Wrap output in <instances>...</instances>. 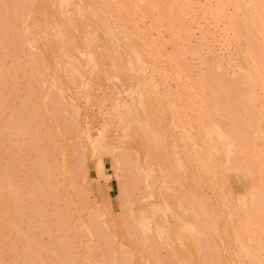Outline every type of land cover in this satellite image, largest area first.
<instances>
[{
	"label": "rangeland",
	"instance_id": "rangeland-1",
	"mask_svg": "<svg viewBox=\"0 0 264 264\" xmlns=\"http://www.w3.org/2000/svg\"><path fill=\"white\" fill-rule=\"evenodd\" d=\"M259 19L264 0H0V264H264Z\"/></svg>",
	"mask_w": 264,
	"mask_h": 264
},
{
	"label": "bare ground",
	"instance_id": "bare-ground-1",
	"mask_svg": "<svg viewBox=\"0 0 264 264\" xmlns=\"http://www.w3.org/2000/svg\"><path fill=\"white\" fill-rule=\"evenodd\" d=\"M72 1H73V0H72ZM169 1H170V0H169ZM249 1H250V0H249ZM28 2H29V0H28ZM104 2H105V1H104ZM242 2H243V1H242ZM251 2H252V4L257 3V1H255V3H253V1H251ZM258 2H259V1H258ZM84 3H86V2H84ZM84 3H83V4H84ZM123 3H124V2H123ZM126 3H129V1L126 2ZM30 4H31V2H30ZM111 4H112V3H111ZM129 4H130V3H129ZM129 4H127V5L129 6ZM232 4H233V3H232ZM31 5H32V4H31ZM31 5H29V6H31ZM84 5H85V4H84ZM119 5H120V4H119ZM119 5H118V6H119ZM234 5H235V4H234ZM250 6H251V5H250ZM255 6H256V5H255ZM259 6H260V4H259ZM131 7H132V5H131ZM133 7H134V6H133ZM133 7H132V8H133ZM253 7H254V6H253ZM119 8H120V6H119ZM125 8H126V7H125ZM132 8H131V9H132ZM135 8H136V7H135ZM135 8H133V9H135ZM170 8H171V7H170ZM245 8H246V6H245ZM114 9H115V8H114ZM116 9H117V8H116ZM120 9H121V8H120ZM136 9H137V8H136ZM176 9H177V8H176ZM185 9H186V8H185ZM254 9H256V8H254ZM124 10H125V9H124ZM248 10H249V9H248ZM248 10H247V11H248ZM29 11H30V10H29ZM39 11H40V10H39ZM114 11H115V10H114ZM118 11H119V10H118ZM126 11H127V10H126ZM128 11H129V9H128ZM134 11H135V10H134ZM180 11H181V10H180ZM236 11H237V10H236ZM254 11H255V10H254ZM75 12H76V11H75ZM87 12H88V11H87ZM123 12H124V11H123ZM237 12H238V11H237ZM117 13H118V12H117ZM134 13H135V12H134ZM178 13H180V12H178ZM242 13H243V12H242ZM119 14H123V13L121 12V13H119ZM132 14H133V13H132ZM181 14H182V13H181ZM216 14H217V13H216ZM256 14H257V13H256ZM177 15H178V14H177ZM179 15H180V14H179ZM260 15H262V13H261ZM105 16H106V15H105ZM114 16H115V15H114ZM130 16H131V14H130ZM130 16H128V18H129ZM183 16H185V15H183ZM262 16H263V15H262ZM140 17H141V15H140ZM174 17H176V15H175ZM218 17H219V16H218ZM258 17H259V16H258ZM105 18H106V17H105ZM177 18H179V17H177ZM181 18H182V17H181ZM109 19H110V18H109ZM232 19H233V18H232ZM261 19H262V18H261ZM261 19H259V20H260V23L263 25L262 27L264 28V22H263ZM136 20H137V19H136ZM177 20H178V19H177ZM179 20H180V19H179ZM110 21H111V20H110ZM234 21H235V20H234ZM85 22H86V21H85ZM111 22H112V21H111ZM177 22H178V21H177ZM221 22H222V21H221ZM245 22H246V20H245ZM262 22H263V23H262ZM128 23H129V22H128ZM136 23H137V22H136ZM242 24H243V23H242ZM94 25H95V24H94ZM135 25H136V24H135ZM252 25H253V24H252ZM259 26H260V24H259ZM132 27H133V26L131 25V29H132ZM135 27H137V26H135ZM233 27H234V26H233ZM253 27H254V30H255V26H253ZM238 28H239V27H238ZM258 29H259V28H258ZM231 30H232V29H231ZM131 31H132V30H131ZM146 31H147V30H146ZM232 31H233V30H232ZM20 33H21V32H20ZM129 33H130V32H129ZM134 33H135V32H134ZM148 33H149V32H148ZM253 33H254V32H253ZM253 33H252V35H253ZM236 34H237V33H236ZM124 35H125V34H124ZM132 35H133V34H132ZM141 35H142V34H141ZM146 35H147V34H146ZM146 35H145V36H146ZM239 35H240V34H239ZM135 36H136V35H135ZM124 37H125V36H124ZM133 37H134V35H133ZM251 37H252V36H251ZM139 38H140V35H139ZM143 38H144V37H143ZM127 39H129V38H127ZM142 40H143V39H142ZM258 40H259V39H258ZM140 41H141V40H140ZM147 41H148V40H147ZM151 41H152V40H151ZM151 41H150V42H151ZM252 41H253V40H252ZM252 41H251L250 43H252ZM13 42H14V41H13ZM255 42H256V41H255ZM151 44H152V43H151ZM239 44H240V43H239ZM139 45H140V43H139ZM152 45H153V44H152ZM152 45H151V46H152ZM101 46H102V45H101ZM143 46H144V45H143ZM255 46H256V45L254 44V47H255ZM146 47H148V46L146 45ZM131 48H133V47H131ZM133 49H134V48H133ZM145 49H146V48H145ZM255 49H256V48H255ZM127 50H128V49H127ZM143 50H144V49H143ZM150 50H152V49H150ZM133 51H135V50H133ZM144 51H145V50H144ZM106 52H107V51H106ZM160 52H161V51H160ZM160 52L157 51V53H160ZM107 53H108V52H107ZM129 53H131V52H129ZM112 54H113V53H112ZM114 54H115V53H114ZM131 54H132V53H131ZM149 54H150V53H149ZM257 54H258V53H257ZM260 54H261V53H260ZM132 55H133V54H132ZM150 55H151V54H150ZM258 55H259V54H258ZM258 55H257V56H258ZM102 56H103V55H102ZM108 56H109V55H108ZM130 56H131V55H130ZM134 56H135V55H134ZM134 56H133V57H134ZM143 56H144V55H143ZM145 56H147V55H145ZM250 56H251V55H250ZM252 56H253V55H252ZM131 57H132V56H131ZM131 57H130V59H131ZM138 57H139V56H138ZM255 57H256V56H255ZM110 58H111V55H110ZM134 58H135V57H134ZM248 58H249V57H248ZM132 59H133V58H132ZM138 59H139V58H138ZM249 60H250V58H249ZM132 61H133V60H132ZM135 61H136V59H135ZM250 62H251V61H250ZM107 63H108V62H107ZM133 63H134V61L132 62V64H133ZM153 63H155V62H153ZM251 63H252V62H251ZM256 63H257V61H256ZM121 64H122V63H121ZM134 64H135V63H134ZM143 64H144V63H143ZM150 64H151V63H150ZM257 64H258V63H257ZM137 65H138V63H137ZM153 65H154V64H153ZM156 65H157V64H156ZM174 65H176V64H174ZM247 65H248V64H247ZM123 66H124V65H123ZM140 66H141V65H140ZM147 66H148V65H147ZM171 66H172V65H171ZM253 66H254V65H253ZM150 67H151V66H150ZM96 68H97V67H96ZM133 69L135 70L136 68H133ZM170 69H171V68H170ZM176 69H177V68H176ZM179 69H180V68H179ZM261 69H263V68L261 67ZM137 70H138V69H137ZM152 70H153V69H152ZM135 71H136V70H135ZM179 71H180V70H179ZM253 71H254V70H253ZM255 71H256V70H255ZM156 72H158V71L156 70ZM262 72H263V71H262ZM262 72H260V73H262ZM167 73H168V71H167ZM181 73H183V72H181ZM150 74H151V73H150ZM170 74H171V73H170ZM247 74L249 75V73H247ZM34 76H35V75H34ZM169 76H170V75H169ZM171 77H172V76H171ZM175 78H176V77H175ZM239 79H240V78H239ZM241 79H242V78H241ZM53 80H54V79H53ZM179 81H180V80H179ZM235 81H236V80H235ZM245 81H246V80H245ZM236 82H238V81H236ZM178 83H179V82H178ZM180 83H182V82L180 81ZM245 83H247V82H245ZM176 84H177V83H176ZM176 84H175V85H176ZM199 84H200V83H199ZM233 84H234V83H233ZM237 84H238V83H237ZM237 84H236V86H237ZM243 84H244V83H243ZM258 84H259V83H258ZM204 85H205V84H204ZM208 85H209V83H208ZM211 85H212V84H211ZM216 85H217V84H216ZM223 85H224V83H223ZM223 85H222V86H223ZM234 85H235V84H234ZM239 85H240V84H239ZM224 86H225V85H224ZM245 86H246V85H245ZM212 87H213V86H212ZM229 87H230V86H229ZM242 87H243V86H242ZM183 88H184V87H183ZM213 88H214V87H213ZM217 88H218V87H217ZM225 88H226V86H225ZM231 88H232V87H231ZM240 88H241V87H240ZM249 88H250V87H249ZM191 89H192V88H191ZM200 89H201V88H200ZM206 89H207V88H206ZM229 89H230V88H229ZM229 89H228V90H229ZM244 89H245V88H244ZM223 90H224V89H223ZM230 90H231V89H230ZM240 90H241V89H240ZM245 90H246V89H245ZM211 91H212V90H211ZM213 91H214V90H213ZM216 91H217V90H216ZM219 91H220V90H219ZM224 91H225V90H224ZM226 91H227V90H226ZM226 91H225V92H226ZM221 92H222V91H221ZM231 92H232V91H231ZM223 93H224V92H223ZM223 93H222V94H223ZM236 93H237V92H236ZM236 93H235V94H236ZM247 93H248V92H247ZM191 94L193 95V93H191ZM196 94H197V93H196ZM245 94H246V93H245ZM255 94H256V93H255ZM220 95H221V94H220ZM230 95H231V94H230ZM242 95H243V94H242ZM252 95H253V94H252ZM62 96H63V95H62ZM183 96H184V95H183ZM224 96H225V95H224ZM224 96H223V97H224ZM231 96H233V95H231ZM231 96H230L229 98H232ZM235 96H236V95H235ZM184 97H185V96H184ZM187 97H188V96H187ZM192 97H193V96H192ZM180 98H181V97H180ZM180 98H179V99H180ZM207 98H209V97H207ZM241 98H242V97H241ZM254 98H255V97H254ZM198 99H199V98H198ZM209 99H210V98H209ZM223 99H224V98H223ZM225 99H226V98H225ZM242 99H243V98H242ZM238 100H239V99H238ZM196 101H197V100H196ZM200 101H201V100H200ZM202 101H203V99H202ZM207 101H208V99H207ZM225 101H226V100H225ZM240 101H241V100H240ZM181 102H182V101H181ZM183 102H184V101H183ZM215 102H216V100H215ZM215 102H214V103H215ZM189 103H190V102H189ZM196 103H197V102H196ZM220 103H221V102H220ZM220 103L218 102V103H217V106H218V104H220ZM226 103H227V102H225V104H226ZM229 103H230V102H229ZM242 103H243V102H242ZM191 104H192V103H191ZM194 104H195V103H194ZM203 104H204V103H203ZM203 104H202V105H203ZM215 104H216V103H215ZM225 104H224V105H225ZM239 104H240V103H239ZM239 104H238V105H239ZM187 105H188V104H187ZM189 105H190V104H189ZM195 105H196V104H195ZM200 105H201V104H200ZM200 105H198V106L201 107ZM224 105H223V106H224ZM227 105L230 106L231 104H228V103H227ZM242 105H243V104H242ZM254 105H255V104H254ZM254 105H253V106H254ZM256 105H257V104H256ZM204 106H205V105H204ZM208 106H209V105H208ZM208 106H207V107H208ZM210 106H211V105H210ZM221 106H222V105H221ZM223 106H222V107H223ZM233 106H234V104H233ZM235 106H236V105H235ZM212 107H213V106H212ZM212 107H211V108H212ZM247 107H248V106H247ZM251 107H252V106H250V109H251ZM187 108H188V107H187ZM202 108H203V107H202ZM208 108H209V107H208ZM227 109H228V111H229V108H228V107H227ZM248 109H249V108H248ZM182 110H183V108H182ZM204 110H205V109H204ZM211 110H212V109H211ZM237 110H238V109H237ZM251 110H252V109H251ZM253 110H254V109H253ZM255 110H256V109H255ZM193 111H194V110H193ZM195 111H196V110H195ZM224 111H225V110H224ZM232 111H233V110H232ZM238 111H239V110H238ZM238 111H237V112H238ZM244 111H245V110H244ZM248 111H249V110H248ZM200 112H201V110H200ZM206 112H207V111H206ZM234 112H235V111H234ZM234 112H233V113H234ZM213 113H214V112H213ZM235 113H236V112H235ZM244 113H245V112H244ZM244 113H243V115H244ZM248 113H249V112H248ZM251 113H252V112H251ZM251 113H250V114H251ZM210 114H212V112H210ZM219 114H220V113H219ZM231 114H232V113H231ZM253 115H255V114H253ZM210 116H212V115H210ZM214 116H215V114H214ZM222 116H223V115H222ZM224 116H227V115L225 114ZM224 116H223V117H224ZM229 116H230V115H229ZM235 116H236V115H235ZM238 116H239V115H238ZM241 116H242V115H241ZM246 116H247V115H246ZM253 117H254V116H253ZM234 118H235V117H234ZM210 119H211V118H210ZM244 119H245V118H244ZM200 120H201V119H200ZM228 120H229V119H228ZM237 120H238V119H237ZM197 121H198V120H197ZM215 121H218V119L215 120ZM220 121H221V120H220ZM222 121H223V119H222ZM233 121H234V120H233ZM247 121H248V120H247ZM25 122H26V121H25ZM224 122H225V121H224ZM230 122H231V121H230ZM230 122H229V123H230ZM235 122H236V121H235ZM225 123H226V122H225ZM225 123H222V122H221V125H219V127H220V126H225ZM231 123H232V122H231ZM244 123H245V122H244ZM17 124H18V123H17ZM219 124H220V123H219ZM222 124H224V125H222ZM235 124H236V123H235ZM239 124H241V123H239ZM190 125H191V124H190ZM230 125H231V124H230ZM241 125H242V124H241ZM250 125H252V127H253L254 124H250ZM226 126H227V125H226ZM234 126H235V125H234ZM239 126H240V125H239ZM248 126H249V124H248ZM14 127H15V126H14ZM245 127H246V126H245ZM234 128H235V129L238 128V130L240 129V127H234ZM255 128H257V127L255 126ZM14 129H15V128H14ZM16 129H17V128H16ZM220 129H221V128H220ZM241 129H242V128H241ZM243 129H244V128H243ZM243 129H242V130H243ZM260 129H261V128H260ZM19 130H20V129H19ZM224 130H225V129H224ZM236 130H237V129H236ZM211 131H212V130H211ZM222 131H223V130H222ZM231 131H233V130H231ZM234 131H235V130H234ZM239 131H240V130H239ZM259 131H260V130H259ZM12 132H13V131H12ZM225 132H227V131H225ZM235 133H236V132H235ZM235 133H234V134H235ZM240 133H241V131H240ZM229 134H231V133H229ZM236 134H237V133H236ZM257 134H259V133H257ZM208 135H209V133H208ZM253 135H254V134H253ZM233 136H234V135H233ZM254 136H255V135H254ZM229 137H230V136H229ZM232 138H233V137H232ZM244 139H245V138H244ZM262 139H263V138H262ZM235 140H237V139H235ZM248 140L251 141L252 139H251V140L248 139ZM258 140H259V139H258ZM242 141H243V140H242ZM249 141H248V142H249ZM187 142H188V141H187ZM189 142H190V141H189ZM216 142H217V140H216ZM223 142H224V141H223ZM235 142H236V141H235ZM243 142H245V141H243ZM248 142H245V143H248ZM237 143H238V142H237ZM237 143H236V144H237ZM240 144H241V142H240ZM251 144H252V141H251ZM262 144H263V143H262ZM212 145H213V144H212ZM219 145H220V144H219ZM241 146H242V145H241ZM246 146H250V145H247V144H246ZM262 147H263V146H262ZM192 149H193V148H192ZM201 151H202V150H201ZM205 151H206V150H205ZM254 151H255V150H253V152H254ZM190 152H191V151H190ZM213 152H214V151H213ZM249 152H250V151H249ZM251 152H252V151H251ZM255 152H256V151H255ZM255 152H254L253 154H256V156H257L258 154H260V153H259L260 151H259L258 153H257V152L255 153ZM237 154H238V153H237ZM245 154H246V153H245ZM234 155H235V154H234ZM251 155H252V153H251ZM197 156H198V155H197ZM256 156H255V158H256ZM190 157H191V156H190ZM193 157H194V156H193ZM198 157H199V156H198ZM245 157H246V156H245ZM245 157H244V158H245ZM207 158H208V157H207ZM257 158H258V157H257ZM200 159H202V158H200ZM246 159H247V158H245V160H246ZM229 160H233V161H235L234 159H229ZM206 161H208V160H206ZM238 161H239V160H238ZM259 161H261V159H260ZM259 161H258V162H259ZM229 162H230V161H229ZM200 163H201V162H200ZM243 163H244V162H243ZM245 163H246V162H245ZM247 163H248V161H247ZM247 163H246V164H247ZM229 164H230V163H229ZM236 164H237V163H236ZM239 165H240V164H239ZM253 165H254V164H253ZM253 165H252V167H253ZM262 165H263V164H262ZM189 166H190V165H189ZM196 166H197V165H196ZM247 166H248V165H247ZM237 167H238V166H237ZM241 167H242V166H241ZM262 167H263V166H262ZM262 167H261V169H263ZM180 168H181V167H180ZM190 168H191V167H190ZM246 168H247V167H246ZM246 168H244V169L246 170ZM251 169H252V168H251ZM254 169H255V168H254ZM257 170H258V169H257ZM190 171H191V170H190ZM202 171H203V170H202ZM252 171H253V173H254V170H252ZM255 171H256V170H255ZM205 175H206V174H205ZM243 175H244V174H243ZM257 175H258V174H257ZM246 176H247V175H246ZM205 177H206V176H205ZM249 178H250V177H249ZM263 179H264V178H263ZM192 180H193V179H192ZM261 180H262V178H261ZM198 181H199V179H198ZM262 181H264V180H262ZM193 182H194V181H193ZM199 182H200V181H199ZM194 183H195V182H194ZM216 185H217V184H216ZM195 186H196V185H195ZM260 186H261V185H260ZM263 187H264V186H263ZM200 188H201V187H200ZM254 190H255V189H254ZM251 191H252V190H251ZM258 191H259V190H258ZM212 192H213V191H212ZM261 192H262V191H261ZM258 193H259V192H258ZM228 194H229V193H228ZM228 194H227V195H228ZM219 195H220V194H219ZM246 196H247V195H246ZM255 196H256V195H255ZM259 196L262 197V194H260ZM256 197H257V196H256ZM213 198H214V197H213ZM244 198H245V197H244ZM246 199H247V197H246ZM255 199H256V198H255ZM232 200H233V199H232ZM259 200H260V199H259ZM261 200H262V199H261ZM204 202H205V201H204ZM255 202H256V201H255ZM261 202H262V201H261ZM263 204H264V203H262V207H264ZM251 205H253L254 207H256V206L258 207V205L255 206V204H253V203H252ZM251 205H250V207H251V209H252L253 207H252ZM259 206H261V205H259ZM257 207H256V208H257ZM263 209H264V208H262V210H263ZM207 211H208V210H207ZM203 214H204V213H203ZM210 214H211V213H210ZM210 214H209V215H210ZM261 214H262V213H261ZM205 215H206V213H205ZM248 215H250V214H248ZM262 216H263V215H262ZM221 217H222V216H221ZM257 217H258V216H257ZM219 218H220V217H219ZM262 218H263V217H262ZM258 219H259V218H258ZM246 220H247V219H246ZM256 223H257V221H256ZM217 224H218V223H217ZM236 225L239 226L240 223H239V225H238V224H236ZM256 225H258V224H256ZM148 226H149V225H148ZM244 226H245V224H244ZM216 227H217V226H216ZM245 227H246V226H245ZM259 227H260V226H259ZM204 229H205V228H204ZM260 229H261V228H260ZM160 230H161V229H160ZM244 232H245V231H244ZM146 233H147V232H146ZM207 233H208V232H207ZM262 233H264V232H262ZM234 234H235V233H234ZM253 234H254V233H253ZM253 234H252V235H253ZM260 235H261V234H260ZM260 235H259V236H260ZM253 238H254V237H253ZM255 238H256V237H255ZM250 239H251V238H250ZM258 239H259V238H257V240H258ZM238 240H239V239H238ZM247 240H248V239H247ZM259 240H260V239H259ZM251 241H252V239H251ZM253 241H256V240L254 239ZM253 241H252V242H253ZM248 242H249V240H248ZM150 244H151V243H150ZM241 245H243V244H241ZM258 247H259V246H258ZM241 248H242V247H241ZM245 248H246V247H245ZM243 249H244V248H243ZM245 251H246V249H245ZM245 251L243 250V252H245ZM257 251H259V250H257ZM121 258H122V257H121ZM222 261H223V260H222ZM121 263H122V262H121Z\"/></svg>",
	"mask_w": 264,
	"mask_h": 264
}]
</instances>
